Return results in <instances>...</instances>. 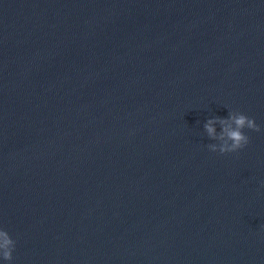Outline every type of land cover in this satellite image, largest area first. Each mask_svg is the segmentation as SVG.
<instances>
[{
    "label": "water",
    "instance_id": "water-1",
    "mask_svg": "<svg viewBox=\"0 0 264 264\" xmlns=\"http://www.w3.org/2000/svg\"><path fill=\"white\" fill-rule=\"evenodd\" d=\"M229 111L261 131L210 151ZM0 228V264H264V0H0Z\"/></svg>",
    "mask_w": 264,
    "mask_h": 264
},
{
    "label": "clouds",
    "instance_id": "clouds-1",
    "mask_svg": "<svg viewBox=\"0 0 264 264\" xmlns=\"http://www.w3.org/2000/svg\"><path fill=\"white\" fill-rule=\"evenodd\" d=\"M221 125V131L217 133L215 124ZM261 131V127L256 123L254 117H250L240 111H229L227 117H212L204 124V129L209 139L219 143H209L207 148L220 154L237 152L243 149L250 142V137L244 129ZM16 241L9 232L0 228V258L5 261L13 259V251Z\"/></svg>",
    "mask_w": 264,
    "mask_h": 264
}]
</instances>
